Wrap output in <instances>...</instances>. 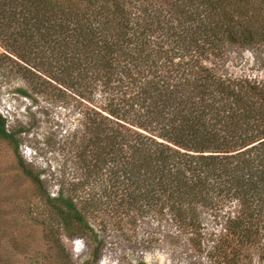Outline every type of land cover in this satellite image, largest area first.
<instances>
[{
	"label": "trees",
	"instance_id": "trees-1",
	"mask_svg": "<svg viewBox=\"0 0 264 264\" xmlns=\"http://www.w3.org/2000/svg\"><path fill=\"white\" fill-rule=\"evenodd\" d=\"M262 45L264 0H0V68L89 102L106 95L65 136L73 172L56 181L24 159L23 131L0 113V141L54 223L51 245L80 238L96 260L105 230L107 242L150 217L145 248L263 264L264 81L218 68Z\"/></svg>",
	"mask_w": 264,
	"mask_h": 264
},
{
	"label": "rangeland",
	"instance_id": "rangeland-1",
	"mask_svg": "<svg viewBox=\"0 0 264 264\" xmlns=\"http://www.w3.org/2000/svg\"><path fill=\"white\" fill-rule=\"evenodd\" d=\"M0 51L4 50L0 47ZM218 68L220 73L233 78L264 81V45L236 49ZM66 93L30 85L10 62L3 63L0 68V113L7 117L10 126L23 131L21 154L24 159L45 175L56 176L53 181L64 172L67 177L73 172L71 160H68L71 154L66 152L69 149L65 151L62 147L65 136L70 138L82 127L88 108L106 103V95L100 90L90 97L92 102L68 90ZM16 162L10 145L0 141V264H213L208 248L198 252L181 248L169 250L162 243H155L151 248L140 245L149 240L146 232L153 230L150 217L134 225L124 221L122 229L117 231L127 235L107 237V242L105 230L96 260L89 255V248L80 238L69 239L62 234L60 243L52 246L45 237L44 227L54 223L47 211L44 212V204L35 196L33 186L18 173ZM58 189V184L51 187L53 193ZM94 191H101L100 183L94 186ZM233 204L235 207L237 203ZM99 218L106 222V209L99 213L97 222ZM212 219L207 216L209 230L220 229Z\"/></svg>",
	"mask_w": 264,
	"mask_h": 264
}]
</instances>
